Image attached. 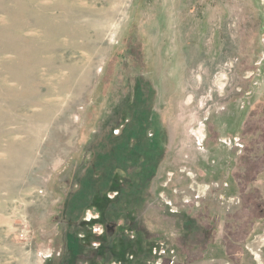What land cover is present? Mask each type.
Returning <instances> with one entry per match:
<instances>
[{
    "label": "rangeland",
    "instance_id": "obj_1",
    "mask_svg": "<svg viewBox=\"0 0 264 264\" xmlns=\"http://www.w3.org/2000/svg\"><path fill=\"white\" fill-rule=\"evenodd\" d=\"M151 76L169 141L157 206L186 212L181 236L163 237L158 254L182 252L193 216L209 224L207 237L218 233L227 264H264V0H0V264H60L66 196L100 132L119 135L130 119L123 95L145 91ZM136 109L147 119L146 102ZM105 144L121 154V143ZM202 183L209 189L195 202ZM85 219L92 244L113 232L102 216Z\"/></svg>",
    "mask_w": 264,
    "mask_h": 264
},
{
    "label": "trees",
    "instance_id": "obj_2",
    "mask_svg": "<svg viewBox=\"0 0 264 264\" xmlns=\"http://www.w3.org/2000/svg\"><path fill=\"white\" fill-rule=\"evenodd\" d=\"M118 56L115 55V57ZM118 59L120 61L123 60L122 56H119ZM123 65L120 64V66ZM146 67L145 65L144 69ZM140 77L138 75V79ZM153 82V76H151V80L146 78L142 80V83L140 82L145 91L136 93L135 91H127L121 98V100L125 101L122 104L121 115L125 114L128 109H131V115L130 119L124 124L120 134L114 135V130L107 126L92 143L91 159L82 169L77 187L70 190L62 206V218L69 224H66L63 230L65 246L63 247V254L61 255L63 257L60 264H71L76 258L77 237L72 223H78L82 220L83 213L89 207L92 199L94 197H103L109 191L110 185L116 177L123 178L124 182L120 185L117 200L108 204L105 210L107 223H112L114 226L118 221H122L126 225L125 203L132 202L134 208L140 209L150 198L152 182L156 178L160 164L164 160L169 142L168 137L166 138L165 125L161 121V112L155 107V101L158 100V89L157 87L155 89L156 85ZM139 101L146 102L147 110L145 115L147 114V119L141 118V115L139 118V114L144 111L143 109L139 111L136 109ZM108 102L111 104L110 100ZM105 141H107L108 145H111V142L121 143V154L114 155L106 152ZM255 168L256 166H252L254 171ZM259 210L260 208H258ZM262 211L260 210V212ZM202 215L203 217L207 216L206 212L203 213V211L200 216ZM262 216L258 219H262L264 217ZM191 217V220L187 221V223H182L183 231L188 233L187 241L185 242L184 239L180 241L181 253L184 256L183 262L186 261V256H190L189 252L191 249L195 250L193 256H197L196 253H198V256L202 254L214 237V233L211 234V237H207L204 234V231L210 229L209 224L201 223L200 226H194L193 219L195 217ZM249 223L247 224L249 225ZM250 227L252 228L253 224ZM247 237H243L242 242ZM224 239L226 243H229V240L234 243L235 237L232 234L230 236L226 234ZM236 240L238 241L237 237ZM226 252L228 255V251ZM237 253L241 254V250ZM103 256L104 260L109 263V255ZM164 264H168V262H164Z\"/></svg>",
    "mask_w": 264,
    "mask_h": 264
},
{
    "label": "crops",
    "instance_id": "obj_3",
    "mask_svg": "<svg viewBox=\"0 0 264 264\" xmlns=\"http://www.w3.org/2000/svg\"><path fill=\"white\" fill-rule=\"evenodd\" d=\"M161 19L162 15L161 13H159L157 17L158 22ZM160 27L161 26L158 27L159 30ZM156 82L158 83V81H155V83ZM157 99L159 101V96ZM203 158H200V160H204L205 162H207V160ZM171 160L172 159L169 155V157L165 161L166 165H169V161ZM158 180L159 175L157 174L156 178L152 182L151 196L140 209L134 208L132 202L125 203V216L127 220L126 225L121 223V226L114 225L115 228L114 226L108 225L106 220H104L105 217L103 212L106 206L101 207L100 201H102L105 197L103 196L102 199L94 197L89 207L85 209L82 220L78 223H72L74 225V233L77 237V243L75 247L76 258L71 264H96V262H94L96 261L95 259H98L104 254L102 252V247L105 244L108 246L107 254L110 257V261L108 264H142L141 262L147 264H164V262H168V264H227L228 261H234L233 256H227V252H224L223 248L221 253H219V251L217 250L218 245L221 243L218 233L216 234V236L214 235L210 244H208L202 254H200L199 256H193L195 250L191 249L189 252L190 256H186L187 259L184 262V256H182V253L179 250L178 252L173 251V256H167L166 258L158 254V245L160 244L163 237L171 235H175L176 237L181 236L182 231L180 227L178 228L177 219L178 217H183L184 213H186L185 211L181 212V210H178L176 213L171 212L170 215V213H163L158 209V206L161 205L158 201L160 192L157 188L154 189L155 185L158 183ZM196 187L198 189L197 191L199 192H204L205 190L203 183ZM119 188H117L116 186L111 188V190H109V192L105 194L106 198H110V194H112L113 196H111V198L115 199L116 197L117 199ZM230 191L232 193V196L235 195L232 190ZM108 201L109 202H107L106 205L112 203L110 200ZM91 213L96 214L97 218L99 216L101 218L102 216L104 219H100V225L103 226L106 230L112 229L111 231H113L112 233L106 232V236H104L105 239L102 240L101 238L100 243L97 242V245H95V243L92 244V242L89 241L85 232H80V230L82 231L88 227H86V221H90V219L86 220L85 218L87 214ZM62 219L64 221V226L66 224H69V222H67L64 218ZM160 219H162L161 222ZM156 221L158 222L157 225L155 224ZM150 224L155 225L153 229ZM168 229L170 230V233L169 231H167ZM101 235L103 234L101 233ZM132 235H134V237ZM133 244H135V246L137 245V254L135 256L131 255L129 251V247ZM104 248L107 249L106 247ZM235 257L237 259L239 256ZM240 258L243 257L240 256Z\"/></svg>",
    "mask_w": 264,
    "mask_h": 264
},
{
    "label": "built area",
    "instance_id": "obj_4",
    "mask_svg": "<svg viewBox=\"0 0 264 264\" xmlns=\"http://www.w3.org/2000/svg\"><path fill=\"white\" fill-rule=\"evenodd\" d=\"M234 143H235L236 145H239V141H238V139H234ZM196 186H199V184L196 185ZM223 186L225 187V186H227V184H224ZM215 187H216V186H215ZM204 188H205L204 192H199V191H197V190H198L197 187H196V189H192V192L195 193V195H194V197H193V199H194L195 202H196L200 197H203V196L205 195V193L207 192V190L209 189V187L206 186V185H204ZM161 197H163L162 194L160 195V198H161ZM182 200H183V201H182L183 203H185V204H189V203H191V201H192V196H184ZM164 205H166L167 207L171 206L170 202H168V201H164Z\"/></svg>",
    "mask_w": 264,
    "mask_h": 264
},
{
    "label": "flooded vegetation",
    "instance_id": "obj_5",
    "mask_svg": "<svg viewBox=\"0 0 264 264\" xmlns=\"http://www.w3.org/2000/svg\"><path fill=\"white\" fill-rule=\"evenodd\" d=\"M238 141H239V139H238ZM242 147V146H241Z\"/></svg>",
    "mask_w": 264,
    "mask_h": 264
}]
</instances>
